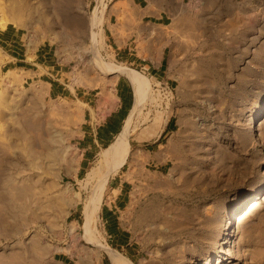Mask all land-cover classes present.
I'll use <instances>...</instances> for the list:
<instances>
[{"label": "rangeland", "instance_id": "obj_1", "mask_svg": "<svg viewBox=\"0 0 264 264\" xmlns=\"http://www.w3.org/2000/svg\"><path fill=\"white\" fill-rule=\"evenodd\" d=\"M23 2L24 25L0 28V264H112L98 241L134 264H214L228 214L234 228L264 196V0H153L166 15L147 22L132 1ZM97 57L141 73L150 95L89 240L88 173L115 139L94 133L118 111L119 84L134 103L132 82ZM54 131L74 153L56 151ZM259 202L235 264H264Z\"/></svg>", "mask_w": 264, "mask_h": 264}, {"label": "bare ground", "instance_id": "obj_2", "mask_svg": "<svg viewBox=\"0 0 264 264\" xmlns=\"http://www.w3.org/2000/svg\"><path fill=\"white\" fill-rule=\"evenodd\" d=\"M12 1L13 2H11V0H10L11 4L13 3V5L10 6V7H12L11 13H9L10 15L5 16L2 20V22H0V28H2V29H4L6 27L8 22H12V23H14V25H16L18 27L24 25L23 23H25L24 22L25 20L23 21V18H24L23 13L26 12V10H28L30 7L28 6L29 7L28 8L27 5L25 6L26 3L23 2V0H12ZM8 11H9V8L7 10V14H8ZM95 16H96V14H95ZM94 32H95V30H94ZM97 60H98L97 62H98L99 67L104 72H106L108 74H115L116 76H120V75L126 76L132 82L133 88H134V104H133V107L131 108L130 114L128 115L120 133L113 140V142L105 150H103V152L101 153V155H100L101 160H100L99 167L92 169L90 171V173H88L89 174L88 176L92 177L91 179L98 178V181H97L98 184L95 183L97 185L94 189V194L91 197V201L89 203H87L89 205H86L88 207V209H87V213H86L87 214V220H86V224H85L84 229H85V233H86L85 236H87V238L89 240L90 239L94 240V238H93L94 228H92L93 226H91L92 225L91 224L92 219L95 217H98L100 205L103 201L102 200L103 193H104V191L108 185L110 178L112 176L116 175L118 172H120L127 162V159H128V156H129L130 150H131L130 137H131L132 131H133V127H132L133 122L136 118L141 116L143 110L145 109L146 103H147L149 95H150L149 94V82L138 71L130 69V68L125 67V66L116 65L115 63L114 64L113 63H105L99 57H97ZM0 70H2V67H0ZM11 72H12L11 75L16 74V73H13V71H11ZM13 80H14V77H13ZM70 112H71L70 110H65L64 118L67 120L66 122L69 121V123L71 124V123H73L72 122L73 119L71 116L72 113H70ZM183 122L184 121H182L181 125L184 124ZM257 128H258V126H257ZM55 131H57V130H55ZM55 131L53 133V134H55V137H54V139L53 138L51 139V141L53 140L55 143L54 142H50V143H52V145L53 144L58 145L59 149L56 150L57 152L63 153V155H71L70 153L73 152L72 146L67 144L64 141L61 132L59 133V131L58 132H55ZM52 135H50V137ZM13 147H14V145H13ZM31 148H32V145H31ZM58 150H60L61 152ZM70 162L73 163L74 161L72 162V160H71ZM131 166H132V164H131ZM177 166H178V164H177ZM177 166L176 167L173 166L172 169H170L169 175H170L172 180H174L172 177L175 174V171H178ZM147 173H149V172H147ZM149 174H150L149 179H154V181H156L155 182L156 184H157V182L159 185H160V183H164V185H165V183L167 184V182H165L166 179H165V176L163 174L160 173L159 175L157 174V176L153 175V178H150L151 173H149ZM155 179H157V180H155ZM161 185H163V184H161ZM254 198L256 200L251 202L248 205V207H249V208L247 207L248 210H246V209L243 210L240 213V215L237 217V219H238V221L236 222L237 225L234 228H232L230 226L232 214L231 213L228 214L229 217H228V221L225 224V231L220 235V237L218 239L219 251L216 254V257L214 259V260H216L214 264H235V263H237L238 260L234 257V252L240 251L241 247H242V243L244 242L245 238L251 236V231H249L247 228L243 229L242 223L244 222V220H246L248 218L250 212H252L254 209H256V207L258 205H260L259 199L261 201H264V196H263V198H259V194L255 195ZM237 204L239 207V205L242 204V202L240 200H238ZM153 214H156V213L154 212ZM153 214H152L153 217H157L158 215H161L159 213H158V215L157 214L153 215ZM157 221L158 220H156V222ZM164 221L166 222V220H164ZM160 222H161V220H160ZM154 226H155V224H154ZM159 228L160 227H158V229ZM97 244L99 245L100 249H103L108 254L112 264H134L132 260L125 257L118 250L110 247L107 243L104 244V242L102 243L101 241H98ZM208 262H209L208 264H213L212 261H208ZM99 264H101V263H99Z\"/></svg>", "mask_w": 264, "mask_h": 264}, {"label": "crops", "instance_id": "obj_3", "mask_svg": "<svg viewBox=\"0 0 264 264\" xmlns=\"http://www.w3.org/2000/svg\"><path fill=\"white\" fill-rule=\"evenodd\" d=\"M120 1H132L136 7L138 20L143 22H147L153 18H164L166 15L165 11H160L159 15L156 12L151 10V4L153 0H120ZM168 17V16H166ZM112 19V17H111ZM108 25L106 26V30L109 31ZM7 40H12L14 42L13 35H3ZM118 92L120 94V106L118 111L111 115L113 119L106 123L103 128H99L96 133H94V138L98 142H106L111 141L116 138L117 135L121 131V124L128 115L131 108V100H130V86L126 84H119ZM107 101V100H106ZM134 104V103H133ZM133 107V105H132ZM130 114V113H129ZM126 121V120H125Z\"/></svg>", "mask_w": 264, "mask_h": 264}]
</instances>
